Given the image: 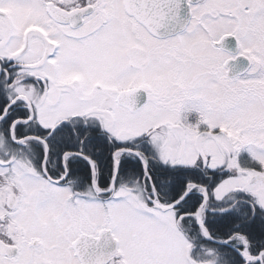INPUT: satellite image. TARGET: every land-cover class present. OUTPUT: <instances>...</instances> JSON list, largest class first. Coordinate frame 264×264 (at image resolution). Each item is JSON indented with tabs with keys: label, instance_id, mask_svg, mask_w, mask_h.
Here are the masks:
<instances>
[{
	"label": "snow or ice",
	"instance_id": "6c2138e0",
	"mask_svg": "<svg viewBox=\"0 0 264 264\" xmlns=\"http://www.w3.org/2000/svg\"><path fill=\"white\" fill-rule=\"evenodd\" d=\"M0 264H264V0H0Z\"/></svg>",
	"mask_w": 264,
	"mask_h": 264
}]
</instances>
